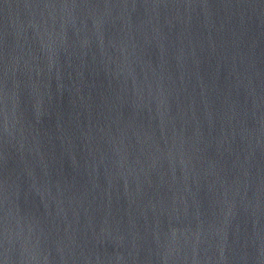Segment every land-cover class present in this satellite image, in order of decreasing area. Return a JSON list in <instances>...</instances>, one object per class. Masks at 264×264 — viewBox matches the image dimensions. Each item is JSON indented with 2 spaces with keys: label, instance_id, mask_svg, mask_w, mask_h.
<instances>
[{
  "label": "water",
  "instance_id": "water-1",
  "mask_svg": "<svg viewBox=\"0 0 264 264\" xmlns=\"http://www.w3.org/2000/svg\"><path fill=\"white\" fill-rule=\"evenodd\" d=\"M0 264H264V0H0Z\"/></svg>",
  "mask_w": 264,
  "mask_h": 264
}]
</instances>
